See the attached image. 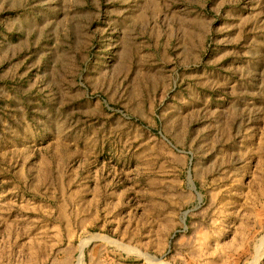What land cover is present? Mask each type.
<instances>
[{
    "label": "rangeland",
    "instance_id": "1",
    "mask_svg": "<svg viewBox=\"0 0 264 264\" xmlns=\"http://www.w3.org/2000/svg\"><path fill=\"white\" fill-rule=\"evenodd\" d=\"M0 264H264V0H0Z\"/></svg>",
    "mask_w": 264,
    "mask_h": 264
},
{
    "label": "bare ground",
    "instance_id": "2",
    "mask_svg": "<svg viewBox=\"0 0 264 264\" xmlns=\"http://www.w3.org/2000/svg\"><path fill=\"white\" fill-rule=\"evenodd\" d=\"M148 261H149V262H152V260H151L150 258H148Z\"/></svg>",
    "mask_w": 264,
    "mask_h": 264
}]
</instances>
